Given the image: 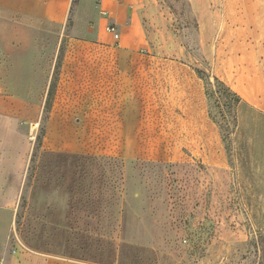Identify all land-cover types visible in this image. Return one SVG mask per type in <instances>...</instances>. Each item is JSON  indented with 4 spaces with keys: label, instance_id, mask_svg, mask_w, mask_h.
<instances>
[{
    "label": "crops",
    "instance_id": "0c3cea01",
    "mask_svg": "<svg viewBox=\"0 0 264 264\" xmlns=\"http://www.w3.org/2000/svg\"><path fill=\"white\" fill-rule=\"evenodd\" d=\"M83 2L71 15L73 0H0L3 264H92L12 239L33 156L29 131L45 114L41 151L160 160L166 140L178 141L181 147L183 139H192L205 143L208 160L228 166L203 82L182 67L175 53L151 50L157 34L149 29L157 27L159 0H89V6ZM214 3L207 0L209 30L219 18ZM70 17L72 34L61 53L55 47ZM108 26L116 28L119 38ZM220 26V76L241 98L235 136L250 132L245 125L251 118L257 133L256 117L264 115V0H221ZM174 155L180 157L181 151Z\"/></svg>",
    "mask_w": 264,
    "mask_h": 264
},
{
    "label": "rangeland",
    "instance_id": "374dc122",
    "mask_svg": "<svg viewBox=\"0 0 264 264\" xmlns=\"http://www.w3.org/2000/svg\"><path fill=\"white\" fill-rule=\"evenodd\" d=\"M213 6L219 18L209 30L207 0H159L149 30L157 34L151 50L175 53L203 82L228 166L192 139L181 147L166 140L160 160L41 151L45 114L29 131L33 156L13 242L92 264H264V115L259 132L251 118L250 132L235 136L241 98L220 76L221 0ZM71 22L55 47L61 53Z\"/></svg>",
    "mask_w": 264,
    "mask_h": 264
},
{
    "label": "trees",
    "instance_id": "16d2710c",
    "mask_svg": "<svg viewBox=\"0 0 264 264\" xmlns=\"http://www.w3.org/2000/svg\"><path fill=\"white\" fill-rule=\"evenodd\" d=\"M55 86H56V83H55V81H53V83L51 84V87H50L49 96H48L47 103H46L47 110L51 106V100H52V97H53V94H54V91H55ZM225 91L227 93H230L231 92V89L229 87H225ZM236 97H237V99H239L238 98L239 96L236 95Z\"/></svg>",
    "mask_w": 264,
    "mask_h": 264
},
{
    "label": "built area",
    "instance_id": "2783aa9c",
    "mask_svg": "<svg viewBox=\"0 0 264 264\" xmlns=\"http://www.w3.org/2000/svg\"><path fill=\"white\" fill-rule=\"evenodd\" d=\"M108 30L111 31L115 38H119V32L116 30V28L114 26H108ZM0 264H3V258L0 257Z\"/></svg>",
    "mask_w": 264,
    "mask_h": 264
}]
</instances>
